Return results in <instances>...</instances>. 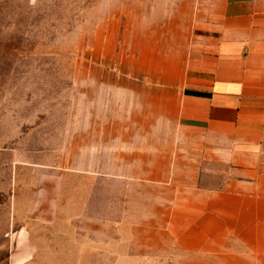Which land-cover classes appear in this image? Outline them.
Masks as SVG:
<instances>
[{"label":"crops","instance_id":"1","mask_svg":"<svg viewBox=\"0 0 264 264\" xmlns=\"http://www.w3.org/2000/svg\"><path fill=\"white\" fill-rule=\"evenodd\" d=\"M124 3L160 69L138 79L155 123L108 125L107 160L82 146L75 169L36 172L18 237L47 226L70 264H264V0Z\"/></svg>","mask_w":264,"mask_h":264},{"label":"rangeland","instance_id":"2","mask_svg":"<svg viewBox=\"0 0 264 264\" xmlns=\"http://www.w3.org/2000/svg\"><path fill=\"white\" fill-rule=\"evenodd\" d=\"M124 8V0H0V264H70L47 226L33 225L31 245L18 237L30 207H13L14 196L34 190L47 166L75 169L82 146L107 160L108 125L155 123L138 79L160 69L141 67L145 38L132 35L139 21Z\"/></svg>","mask_w":264,"mask_h":264}]
</instances>
